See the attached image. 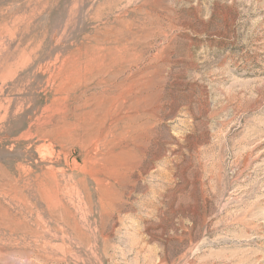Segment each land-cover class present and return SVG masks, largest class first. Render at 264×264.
<instances>
[{
  "label": "rangeland",
  "instance_id": "1",
  "mask_svg": "<svg viewBox=\"0 0 264 264\" xmlns=\"http://www.w3.org/2000/svg\"><path fill=\"white\" fill-rule=\"evenodd\" d=\"M0 264H264V0H0Z\"/></svg>",
  "mask_w": 264,
  "mask_h": 264
}]
</instances>
